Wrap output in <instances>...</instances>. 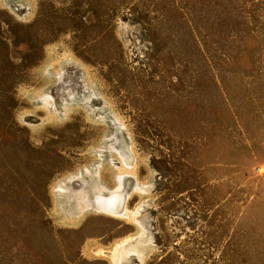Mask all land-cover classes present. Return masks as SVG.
I'll return each mask as SVG.
<instances>
[{
  "label": "rangeland",
  "instance_id": "1",
  "mask_svg": "<svg viewBox=\"0 0 264 264\" xmlns=\"http://www.w3.org/2000/svg\"><path fill=\"white\" fill-rule=\"evenodd\" d=\"M0 264H264V0H0Z\"/></svg>",
  "mask_w": 264,
  "mask_h": 264
},
{
  "label": "bare ground",
  "instance_id": "2",
  "mask_svg": "<svg viewBox=\"0 0 264 264\" xmlns=\"http://www.w3.org/2000/svg\"><path fill=\"white\" fill-rule=\"evenodd\" d=\"M98 208L104 211L109 212L110 214H119L123 208V198L116 197L111 199L110 201H97L96 203Z\"/></svg>",
  "mask_w": 264,
  "mask_h": 264
},
{
  "label": "crops",
  "instance_id": "3",
  "mask_svg": "<svg viewBox=\"0 0 264 264\" xmlns=\"http://www.w3.org/2000/svg\"><path fill=\"white\" fill-rule=\"evenodd\" d=\"M96 206L98 207V205L96 204Z\"/></svg>",
  "mask_w": 264,
  "mask_h": 264
}]
</instances>
